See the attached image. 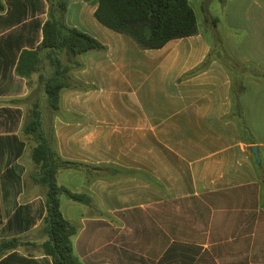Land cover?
Masks as SVG:
<instances>
[{"label":"crops","instance_id":"obj_1","mask_svg":"<svg viewBox=\"0 0 264 264\" xmlns=\"http://www.w3.org/2000/svg\"><path fill=\"white\" fill-rule=\"evenodd\" d=\"M11 1L0 12V243L17 238L12 253L52 264L40 250L37 142L22 132L38 108L62 159L103 167L89 185L80 172L57 174L92 198H60L83 264H264V0H188L197 34L154 50L101 25L97 5L69 1L66 24L106 50L80 56L72 75L92 88L63 91L49 117L41 74L20 78L13 61L41 43L46 4L14 24Z\"/></svg>","mask_w":264,"mask_h":264},{"label":"trees","instance_id":"obj_2","mask_svg":"<svg viewBox=\"0 0 264 264\" xmlns=\"http://www.w3.org/2000/svg\"><path fill=\"white\" fill-rule=\"evenodd\" d=\"M69 1L59 0L56 6L49 8L42 27L36 22L37 29H41L43 36L41 43L35 49L22 50L17 62L15 57L13 60L16 76L30 79L34 74H41L42 90L47 98L48 108L53 114L60 112L63 91H87L92 88L72 75L74 70H81L84 67L80 56L89 51L106 50V46L94 37L66 24ZM83 1L97 5L94 17L101 25L129 36L144 50L160 49L172 40L191 37L198 32L196 16L188 0ZM38 2L40 0H12L10 6L14 11L13 23L23 22L28 8L33 9V14L40 12ZM210 58L211 56L198 70L204 69ZM45 63L51 68L49 76L43 74ZM238 126L245 137L244 123L239 121ZM42 127V112L36 108L22 128L25 135L33 136L37 142L32 151V160L38 168L34 181L45 189L47 214L43 219L41 231L47 239L40 245V250L44 256L51 258L52 264H83L76 256L72 243L76 229L64 218L60 198L65 197L85 206L92 204V198L86 192H73L60 185L57 174L62 170L80 172L86 178V185H89L94 180L104 177L103 167L62 159L53 146V139L44 133ZM20 145L22 146V143ZM256 167L259 168L257 164ZM130 174L139 175L138 172ZM19 246L20 240L17 238L2 241L0 258L8 252H14ZM0 264L36 263L12 253Z\"/></svg>","mask_w":264,"mask_h":264},{"label":"rangeland","instance_id":"obj_3","mask_svg":"<svg viewBox=\"0 0 264 264\" xmlns=\"http://www.w3.org/2000/svg\"><path fill=\"white\" fill-rule=\"evenodd\" d=\"M7 1H8V0H0V12H1V13L4 12L5 9H6V5H8V4H7ZM58 1H59V0H44V2H45V4H46L47 11L49 10V8H50L51 6H54V5L56 6L57 3H58ZM71 1H73V0H70V2H71ZM37 74H40V73H37ZM49 111H50V110H48V108L46 107V108L43 110V113H44L47 117H49L50 114L52 113V112L50 113ZM50 138H51V137H50ZM29 154H30V151L28 150V151L26 152V154H25V159L28 158ZM35 252H38L37 249H35Z\"/></svg>","mask_w":264,"mask_h":264},{"label":"water","instance_id":"obj_4","mask_svg":"<svg viewBox=\"0 0 264 264\" xmlns=\"http://www.w3.org/2000/svg\"><path fill=\"white\" fill-rule=\"evenodd\" d=\"M251 150L253 152L254 158L258 164H260V156H259V149L257 146H252ZM112 174H115V171L112 172Z\"/></svg>","mask_w":264,"mask_h":264}]
</instances>
